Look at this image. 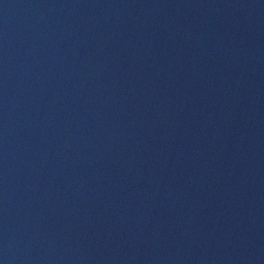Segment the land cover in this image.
<instances>
[{"label": "water", "instance_id": "obj_1", "mask_svg": "<svg viewBox=\"0 0 264 264\" xmlns=\"http://www.w3.org/2000/svg\"><path fill=\"white\" fill-rule=\"evenodd\" d=\"M0 264H264V0H0Z\"/></svg>", "mask_w": 264, "mask_h": 264}]
</instances>
